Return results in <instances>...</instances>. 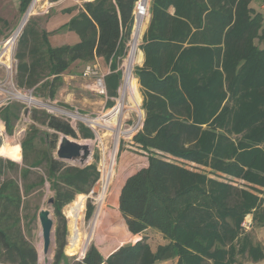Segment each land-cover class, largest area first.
I'll list each match as a JSON object with an SVG mask.
<instances>
[{
	"label": "trees",
	"instance_id": "1",
	"mask_svg": "<svg viewBox=\"0 0 264 264\" xmlns=\"http://www.w3.org/2000/svg\"><path fill=\"white\" fill-rule=\"evenodd\" d=\"M31 1L20 0L21 13ZM136 1L83 2L55 30L74 31L79 40L57 46L49 42L51 33L30 17L14 46L15 86L52 100L73 62L99 57L109 63L110 72L104 76L107 96L116 97L118 66L128 50ZM252 1H150V20L139 43L144 61L133 71L144 110L133 139L148 161L125 178L117 205L129 233L151 228L167 242L153 250L142 236L107 257L94 243L83 256L67 255L63 208L77 195L90 193L100 171L97 152L92 161L79 165L58 159L56 145L59 133L94 138V132L80 122L73 125L63 116L32 108L31 118L47 126L50 136L28 128L19 144L7 145L0 135V264H38V252L23 227L28 199L46 184L58 221L50 264H155L175 257L176 264L263 260L264 245L251 230L264 228L262 196L187 167L188 162L209 165L264 186V16L250 6ZM130 86L137 92L134 78ZM113 102L108 99L106 107ZM21 107L11 101L0 108V131L12 132ZM112 172L113 161L102 172L95 215ZM86 205L87 219L95 206L89 198ZM247 214L252 224L245 230L241 223Z\"/></svg>",
	"mask_w": 264,
	"mask_h": 264
},
{
	"label": "rangeland",
	"instance_id": "2",
	"mask_svg": "<svg viewBox=\"0 0 264 264\" xmlns=\"http://www.w3.org/2000/svg\"><path fill=\"white\" fill-rule=\"evenodd\" d=\"M33 1L35 5L28 16L29 19L30 17H33L36 24L41 27L49 25V18L54 16L55 13L53 4L52 6L50 5V0ZM18 8L17 0H0V108L11 101L18 102L22 105L12 132L6 133L5 130L0 131L2 143L7 145H12L14 143L19 144L24 136L26 128L31 124L30 121H34L30 116V110L32 108H35L38 111L46 110L50 114L63 116L64 118L69 119L73 125L80 122L94 132V138H82L81 136L73 137L67 135L69 138L77 142H89L90 147H92L91 158L88 160L89 162L93 160V154L97 152L100 179L90 190V193L77 195L70 204L63 208V215L66 220V243L63 250L69 256L75 255L76 257H80L85 253L88 245L94 243L96 247L100 249L103 256L107 257L110 253L116 250L118 246L125 243L135 242L138 240L137 238L142 236H147L150 247H152L153 250H156L157 246L166 243V240L163 241L164 238L161 233H156L151 229L137 235L129 233L117 205L114 204L117 185H119L129 172L143 167L148 161L146 160L147 153L144 150L142 151L133 139L134 135L140 128L137 124L144 118L142 100H138L141 92L138 90L137 86L136 92L129 83V87H126L127 89L123 99L124 107L121 112H113L112 114L105 116L103 115L107 109V107L104 106V104H106L105 98H103L102 94L91 89L94 78H84L83 72L86 69L85 64L83 67L78 66L75 68H69L68 71L64 73L68 76L69 74L77 73L78 76H75L74 78L69 76L67 77V80L64 79V83L58 88L55 98L52 100L43 96L39 97L34 95L30 89H18L15 86L13 76L17 62L14 57V46L16 41L12 45L13 48L11 52H8L7 47L4 45V41L14 33L13 31L18 27L22 20L24 12L21 14ZM53 18L54 17H52V20ZM136 53L134 55L133 69L137 65ZM108 67V63L100 61V63H97L92 69H95L97 73H104ZM81 70H83V74L80 73ZM15 89L22 93L21 97H26L27 99L30 98L28 95H30L31 92V96L34 99L43 102L44 105L31 102L28 103L27 101L25 102L10 93L11 91H15ZM48 106H52L55 109H51ZM26 107H29V113L24 116L23 113ZM34 123L40 131L38 133L40 136H50L51 130L47 126L43 124L40 125L35 121ZM117 130L120 132L118 136H116L118 132ZM61 134L63 133H59V137ZM2 151L3 150L0 149V154L3 153ZM164 156L167 159L169 157L166 155ZM112 161L113 172L105 196H103L104 198L102 199L101 209L96 221L95 212L98 207L97 199L101 193L103 180L102 172ZM71 163L77 164L75 162ZM187 165V167L193 168L199 173L206 174L209 178L218 179L220 181H231L235 185H243L244 187H248V189L256 193L258 196L264 194V186L257 187L250 185L248 182L237 179L233 176L231 177L229 174L220 170H215L209 165H198L192 162H188ZM255 188L256 190H254ZM51 194L52 192L49 191L48 184H46L42 188L41 193L30 196L28 199V218L24 220V236L32 242L37 250L38 264H50L55 253L56 243L54 233V243L53 235L50 234L48 252H42V237L40 236V222L38 221V211L47 208L50 211L52 221H54V229L57 226L58 221L54 215L53 206L47 202ZM88 198L91 200V203L95 208L92 215L86 219V202ZM247 217L249 218L248 214ZM251 230L253 237L264 245V228L254 227ZM241 260L244 264L264 263V258L258 263H253L244 258H241ZM176 262L175 257L174 259L157 261L155 264H176Z\"/></svg>",
	"mask_w": 264,
	"mask_h": 264
},
{
	"label": "crops",
	"instance_id": "3",
	"mask_svg": "<svg viewBox=\"0 0 264 264\" xmlns=\"http://www.w3.org/2000/svg\"><path fill=\"white\" fill-rule=\"evenodd\" d=\"M85 1H89V0H50V5L52 6L53 4V7H54V17L53 20H52V17L49 18V25H45L43 28L50 32L51 34L49 35V42L50 44L53 46H57V45H62V44H68V43H75L79 40V37L78 35L74 32V31H71V30H67V31H62V32H56L55 30L57 28H59L61 25L67 23V21L77 13V10L79 7H81L82 3L85 2ZM17 3H18V6H19V11H20V0H17ZM34 1L32 2L28 12L26 13H20L23 14V17H22V20L21 22L19 23L17 29L14 31V34L18 33L17 31H19V29L22 27V25L24 24L25 20L28 18V16L30 15L31 11L33 10L34 8ZM250 6L253 7L255 10H258V11H261L263 13V16H264V1L263 0H254L250 3ZM26 11V10H25ZM24 11V12H25ZM51 19V20H50ZM149 20H150V15L148 17L145 18L144 22H143V25L141 27L142 29V35L143 33L145 32L146 30V27L149 23ZM58 23H57V22ZM56 22V23H55ZM263 26H264V19H263ZM141 35V36H142ZM136 58H137V65L136 66H141V64L143 63L144 61V58H143V51L142 49H138L137 50V53H136ZM100 61H104L103 59L97 57L95 58V60L93 62H80V61H75L73 62L69 67V68H75V67H83V65L85 64L86 67L87 66H90V67H95L97 65V63H100ZM105 62V61H104ZM107 63V62H105ZM109 64V63H108ZM78 72V71H77ZM83 70L80 71L81 74ZM110 72V68L108 67L107 70H105V72L103 74H106V73H109ZM100 73V72H99ZM63 80L66 79L67 80V77H71V78H74L75 76H78L77 73L75 74H69L68 75H65L63 74ZM85 79H92L93 77L90 76V75H87V74H84L83 75ZM134 80H135V83H136V86L138 87V90L141 92V87L139 86V83H138V79L136 77H134ZM64 83V82H63ZM56 95V94H55ZM103 98H105V103L107 102V100H113V98H110L107 96V93L106 94H102ZM55 98V97H54ZM138 100H142V94H140V96L138 97ZM107 104V103H106ZM106 104H104V106H106ZM146 165V164H145ZM144 165V166H145ZM143 166V167H144ZM141 168V167H140ZM139 169V168H138ZM137 170V169H136ZM134 170V171H136ZM132 171V172H134ZM132 172H129L132 173ZM129 174H127V176H129ZM126 176V177H127ZM125 177V178H126ZM125 178L119 183V185L117 186V192H116V198L114 200V204L117 205V202H118V195H119V192H120V187L122 185V183L124 182ZM262 198H263V201H264V194L261 195ZM117 208H118V205H117ZM249 218H252L251 214H248ZM148 229H151V228H147L146 230ZM145 230V231H146ZM153 230V229H151ZM144 231V232H145ZM155 231L156 233H159L157 232L156 230H153ZM129 232V231H128ZM133 234V233H132ZM138 234H142L141 233H138ZM160 234V233H159ZM137 235V234H135ZM162 235V233H161ZM163 236V235H162ZM141 237L137 238V239H140ZM164 238V236H163ZM166 239L164 238L163 241H165ZM148 241V239H147ZM167 242V240H166ZM149 243V241H148ZM150 245V244H149ZM152 248V247H151ZM100 250V249H99ZM101 252V251H100ZM102 254V253H101ZM168 260V259H167Z\"/></svg>",
	"mask_w": 264,
	"mask_h": 264
},
{
	"label": "built area",
	"instance_id": "4",
	"mask_svg": "<svg viewBox=\"0 0 264 264\" xmlns=\"http://www.w3.org/2000/svg\"><path fill=\"white\" fill-rule=\"evenodd\" d=\"M150 1L151 0H137L134 7H133V10H132L133 24H132V28H131L132 33H131V36L127 42L128 50H127L126 56L123 58L124 60L118 66V69L120 70V73H121V83L118 86V94H117L118 98H117V96L114 97V99H113L114 104L110 108L106 109L105 113L103 114L105 116L110 115L113 112L120 113L124 107L123 99L125 96L126 89L129 87L130 80L135 75V73H133V71H134V69H133L134 55L140 46L139 43L141 41V35H142L141 27L143 25L145 18L149 16L148 9H149V5H150ZM19 34H20V32H18L16 34L12 33L9 36V38H7L4 41V45H5V47H7L8 52L12 51V48H13L12 45L16 41ZM84 74L90 75L94 78V80L92 82V85H93L91 88L92 90H94L95 92L100 93V94H106V88H105V82H104L105 74L97 73V71L95 69H92V67H90V66L86 67V69L84 70ZM10 93L15 95V93H21V92H19L15 89V91H11ZM29 96H31V92H30ZM28 103H30V102H28ZM142 121H140L141 123L139 122L137 124V126L141 127ZM251 224H252V218L247 217L241 223V226L245 230H248L250 228ZM83 255H84V253L82 254V256Z\"/></svg>",
	"mask_w": 264,
	"mask_h": 264
},
{
	"label": "water",
	"instance_id": "5",
	"mask_svg": "<svg viewBox=\"0 0 264 264\" xmlns=\"http://www.w3.org/2000/svg\"><path fill=\"white\" fill-rule=\"evenodd\" d=\"M31 4L28 6V8L24 13L28 12ZM28 19L29 17L26 19L24 24L27 22ZM23 26L24 25H22L21 28H23ZM21 28L19 29V31L21 30ZM28 113H29V107H26L23 114L24 116H26L28 115ZM30 122L31 124L26 129L36 127L34 121H30ZM91 148L92 147H90L89 144H87L86 142L85 143L77 142L69 138L67 135L61 134L56 145L55 155L58 159L63 160L65 162L68 163L75 162L79 165H85L86 163L89 162L88 161L89 158H91ZM52 201L53 199L52 197H50L47 202L51 204ZM38 221L40 222V236L42 237L41 250L43 253H46L48 252V247L50 243V236H51L50 234L53 235L55 230L54 221H52L49 209L43 208L38 211Z\"/></svg>",
	"mask_w": 264,
	"mask_h": 264
},
{
	"label": "bare ground",
	"instance_id": "6",
	"mask_svg": "<svg viewBox=\"0 0 264 264\" xmlns=\"http://www.w3.org/2000/svg\"><path fill=\"white\" fill-rule=\"evenodd\" d=\"M15 95L17 96V97H19L20 99H22V100H24L25 102L27 101V102H31V103H36V104H42V105H44L43 104V102H41V101H38V100H36V99H34L33 97H31V96H29L30 98L29 99H27L26 97L25 98H23V97H21V95H22V93H15ZM24 95H27V94H24ZM52 107V106H51ZM53 109H55L54 107H52ZM75 116V115H74ZM118 131V132H117ZM116 132H117V134H116V136H118V134L120 133L119 132V130H117ZM121 131V130H120ZM124 131V130H123ZM125 134V133H124ZM119 138V137H118ZM109 183H110V181L108 182V184L106 185V188H105V193H106V189H107V187H108V185H109ZM105 193H104V196H105ZM104 198V197H103ZM101 209V208H100ZM100 209H99V211H98V213H97V215H96V218H95V220L97 219V217H98V214H99V212H100ZM97 221V220H96ZM96 223V222H95ZM95 225V224H94Z\"/></svg>",
	"mask_w": 264,
	"mask_h": 264
}]
</instances>
